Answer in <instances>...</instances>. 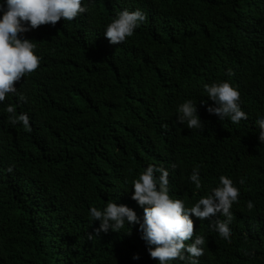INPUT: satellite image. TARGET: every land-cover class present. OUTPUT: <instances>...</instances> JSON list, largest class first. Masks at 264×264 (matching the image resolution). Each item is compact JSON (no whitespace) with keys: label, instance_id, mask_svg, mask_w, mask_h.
Listing matches in <instances>:
<instances>
[{"label":"trees","instance_id":"16d2710c","mask_svg":"<svg viewBox=\"0 0 264 264\" xmlns=\"http://www.w3.org/2000/svg\"><path fill=\"white\" fill-rule=\"evenodd\" d=\"M82 2L89 10L74 20L20 34L42 59L0 102V264H159L139 224L95 236L100 221L89 215L111 200L142 221L132 182L149 165L169 171L170 196L187 207L221 175L232 179L240 195L230 242L210 227L225 219L221 213L192 215L206 241L199 264H264V144L256 123L264 117V0ZM0 4L6 9V0ZM125 9L147 19L110 44L106 26ZM223 81L241 93L248 119L239 124L207 110L215 102L204 85ZM189 99L202 129L178 123V106ZM9 105L29 116L31 131L10 121ZM197 167L199 189L190 180Z\"/></svg>","mask_w":264,"mask_h":264},{"label":"clouds","instance_id":"9594fccd","mask_svg":"<svg viewBox=\"0 0 264 264\" xmlns=\"http://www.w3.org/2000/svg\"><path fill=\"white\" fill-rule=\"evenodd\" d=\"M6 6L5 9L4 4H0V12L3 13L0 18V102L5 101L9 94H15V84L26 75L34 73L41 63L42 58L36 54L33 40L22 38L20 34L41 25L55 26L62 18L70 22L89 10L82 0H6ZM146 19V14L139 9L117 11L106 26L104 35L110 44L119 45L131 37ZM227 74L231 76L234 72L229 68ZM204 90L215 102L214 107L210 105L207 108L210 114L221 120L228 118L233 124L248 119V114L241 109L240 91L228 81L205 84ZM196 105L189 99L178 106L179 124L186 125L189 129L204 127ZM15 109V105H9L6 109L12 114L10 121L13 124L22 122L25 130L31 131L29 116H16ZM256 123L259 126V142L264 144V117L258 118ZM171 167L175 168L176 164L173 163ZM8 171H12V168ZM169 175L164 167L149 165L133 180L134 192L131 198L143 208L142 221L134 209L111 200L107 201L102 210L91 207L90 218L100 221L95 236L100 232H108L110 228L119 232L126 223L132 226L139 224L142 239L149 245V254L159 264H172L177 259L187 261V264H199L198 258L204 255L203 245L206 241L203 235L195 234L192 215L203 221L221 213L225 219L212 221L210 227L222 239L230 242L229 225L233 219L231 208L234 203L239 202L240 195L233 180L221 175L217 187L202 196L192 207H187L183 200L170 196ZM190 180L197 189L202 186L198 167L193 169ZM239 183L244 184L245 179L241 178ZM247 207L249 210L253 209V202L248 201ZM194 234L195 242L187 243ZM95 236L89 233V239ZM244 254L250 253L245 251ZM133 259H139V255H135Z\"/></svg>","mask_w":264,"mask_h":264}]
</instances>
